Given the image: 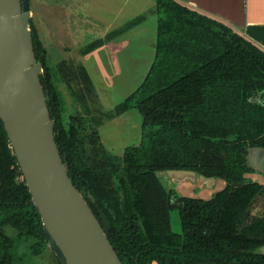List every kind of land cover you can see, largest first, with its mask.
<instances>
[{"label":"trees","instance_id":"obj_1","mask_svg":"<svg viewBox=\"0 0 264 264\" xmlns=\"http://www.w3.org/2000/svg\"><path fill=\"white\" fill-rule=\"evenodd\" d=\"M154 10L152 64L137 89L102 114L112 117L133 108L140 116L141 141L121 157L100 143L98 117L86 114L89 128L79 114L63 122L55 85L62 73L73 76L72 89L83 86L76 95L85 110L94 90L81 65L67 72V66L57 72L48 67L29 20L53 137L68 177L122 264H262L264 255L253 251L264 244V213L252 216L250 207L264 194V185L247 180L244 154L249 147L264 148V51L175 0H156ZM103 41L97 39L89 49ZM167 170L218 178L224 186L206 200L179 196L157 176ZM30 198L0 120V264H20L14 254L19 244L32 255L49 249ZM172 210L178 212L180 233L171 229Z\"/></svg>","mask_w":264,"mask_h":264},{"label":"water","instance_id":"obj_2","mask_svg":"<svg viewBox=\"0 0 264 264\" xmlns=\"http://www.w3.org/2000/svg\"><path fill=\"white\" fill-rule=\"evenodd\" d=\"M29 20L28 0H0V120L40 216L47 247L60 264H122L68 177L54 141V120L40 83L42 63L34 57ZM244 163L250 172L247 180L264 185V148L249 147ZM195 174L167 170L157 176L166 190H174L167 186L168 179L193 178ZM173 232L180 233L181 226L179 232ZM253 254L264 255V244Z\"/></svg>","mask_w":264,"mask_h":264},{"label":"crops","instance_id":"obj_3","mask_svg":"<svg viewBox=\"0 0 264 264\" xmlns=\"http://www.w3.org/2000/svg\"><path fill=\"white\" fill-rule=\"evenodd\" d=\"M72 1L74 8L71 0H68L67 4L72 9L67 12L59 8V3L55 5L57 21L52 18V26H61L66 14L67 21L74 18L73 23L77 25L73 41L82 45L80 49L87 45L84 41L93 39L84 32H95V39L104 40L95 48L80 51L76 61L85 69L94 90L93 104L96 103V108L90 104L89 109L91 116L98 117L99 141L109 153L116 144L137 145L142 136L141 119L137 113L128 109L112 117H103L102 114L113 111L117 104L137 89L152 64L157 36L156 0ZM79 1L81 3L78 5ZM175 1L222 22L264 51V0ZM70 14H73V18ZM135 18L141 20L112 38L105 39L109 33L120 30ZM166 183L181 196L205 200L224 186V182L218 178L203 179L198 174L193 178L168 179Z\"/></svg>","mask_w":264,"mask_h":264},{"label":"rangeland","instance_id":"obj_4","mask_svg":"<svg viewBox=\"0 0 264 264\" xmlns=\"http://www.w3.org/2000/svg\"><path fill=\"white\" fill-rule=\"evenodd\" d=\"M67 2L68 0H28L31 29H33V31L35 32L37 40L45 50V60L48 67L54 69L56 72L57 70H59L58 66L60 65L67 66V68H65L66 70L63 72L70 71L73 65L75 66L77 63L76 61L78 53L80 51L84 52L89 49V47L97 40L94 37L95 32H91V34L88 32H84L85 34L91 35L93 39L90 41L91 43L89 42V38L84 41L87 45H83V48L80 49L82 45H78L75 41H73V35L76 34L74 33V28L75 26H77L73 23V14H70L71 18H73H69L70 21H67L65 14L62 20L63 24L61 26H52V18L56 19L55 22L57 21V10H55V5L59 3V8L65 10V12H67L68 9L71 10L72 8H74V1L71 0L73 6L72 8L67 4ZM80 3L81 1H79L78 5ZM78 8L81 7L79 6ZM87 26L83 27L87 28ZM91 28H94V26H92ZM66 79H68V83L65 82ZM73 81L74 79L72 75L68 73H62V77H60L59 82L55 83L58 91L60 92L61 100L63 103V122L67 121V117L69 114H79L80 116H84L81 117L85 120L84 122L87 123L86 127L89 128L90 118L87 117L86 114H90V109L86 108L87 110H85L84 107H81L84 104L83 102L78 101L77 98V95L81 93L80 90L83 86L76 85V87H73L74 89H72L70 85H73ZM73 91L75 93H73ZM88 100L86 101V106L90 104L92 105L94 99L88 98ZM95 105L96 103H94L92 107L96 108ZM131 110L138 114L136 109L131 108ZM131 145V143L123 145L116 144L114 148H111L110 153L116 157H121L124 147L126 148ZM250 211L252 216H260L264 213V194L258 195L255 198L250 207ZM170 225L173 231L179 232V217L177 211L175 210H172L170 212ZM31 252L32 251L28 250L27 247L24 246V244H19L14 254L20 264L55 263V260L51 255L49 249H45L44 252L40 255H32Z\"/></svg>","mask_w":264,"mask_h":264},{"label":"flooded vegetation","instance_id":"obj_5","mask_svg":"<svg viewBox=\"0 0 264 264\" xmlns=\"http://www.w3.org/2000/svg\"><path fill=\"white\" fill-rule=\"evenodd\" d=\"M248 173H250V172H248ZM172 191H174V190H172ZM178 194V193H177ZM179 195V194H178ZM179 196H181V195H179Z\"/></svg>","mask_w":264,"mask_h":264}]
</instances>
